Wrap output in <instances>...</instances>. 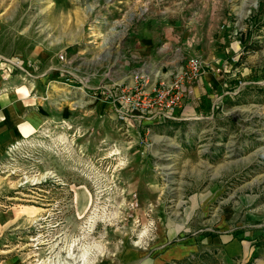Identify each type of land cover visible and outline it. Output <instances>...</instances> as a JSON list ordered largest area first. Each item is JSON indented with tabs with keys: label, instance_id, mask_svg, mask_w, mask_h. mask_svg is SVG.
I'll use <instances>...</instances> for the list:
<instances>
[{
	"label": "rangeland",
	"instance_id": "374dc122",
	"mask_svg": "<svg viewBox=\"0 0 264 264\" xmlns=\"http://www.w3.org/2000/svg\"><path fill=\"white\" fill-rule=\"evenodd\" d=\"M169 25L219 84L187 123H173L183 106L118 121L103 86L128 83L112 75L129 76L138 30ZM0 74L37 121L0 147V264H123L184 244L197 251L164 264H264V0H0Z\"/></svg>",
	"mask_w": 264,
	"mask_h": 264
},
{
	"label": "crops",
	"instance_id": "0c3cea01",
	"mask_svg": "<svg viewBox=\"0 0 264 264\" xmlns=\"http://www.w3.org/2000/svg\"><path fill=\"white\" fill-rule=\"evenodd\" d=\"M186 31H190V28H187ZM136 39V40H135ZM134 39V49L135 54L132 56L133 67L129 69L127 63V69L130 73L129 76L122 77L120 73H114L112 77L114 79H121L126 81L121 82H132V76L139 73H145L153 76L156 71H170L176 68L182 58L184 49L190 45L188 42L189 36L186 33L179 31V27L175 26H166L161 31L152 30L150 36H145L143 27L137 31ZM188 42L185 47L184 43ZM161 59H154V57ZM211 81L205 79H200L193 86V93L188 96L184 108L181 111V118L174 121V124L177 123H187L190 117H192L191 110L194 106H198V102L195 101L197 96L204 94L207 90L213 88V84H219L217 75L213 73L207 74L204 78L210 77ZM126 78V79H125ZM22 83L17 76L13 78H4L0 74V147L12 146V144L25 141L28 135H31L34 130L37 128V121L29 118L24 119V111L20 105L21 97L18 90ZM180 113V112H179ZM3 149H6V148ZM139 245V243H137ZM197 251L195 245H180L175 248L166 250L160 254L154 255L151 259H133V257H125L123 264H164L170 260H180L186 258L191 252ZM67 252V248L65 250ZM67 254V253H66ZM69 256V255H68ZM81 256L70 257L73 259V262L67 264H83L81 261ZM89 259V258H88ZM137 260V261H136ZM94 262V261H93ZM92 262V263H93ZM50 263V261H49ZM91 263V264H92ZM46 264V262H42ZM48 264V263H47ZM57 264V263H54ZM59 264H65L60 261Z\"/></svg>",
	"mask_w": 264,
	"mask_h": 264
},
{
	"label": "built area",
	"instance_id": "2783aa9c",
	"mask_svg": "<svg viewBox=\"0 0 264 264\" xmlns=\"http://www.w3.org/2000/svg\"><path fill=\"white\" fill-rule=\"evenodd\" d=\"M12 65L19 64L15 61ZM203 74L204 66L196 58L184 59L176 68L156 71L152 77L139 73L132 76V82H110L103 86L102 97L114 107L118 121L134 118L149 123L169 122Z\"/></svg>",
	"mask_w": 264,
	"mask_h": 264
},
{
	"label": "bare ground",
	"instance_id": "6f19581e",
	"mask_svg": "<svg viewBox=\"0 0 264 264\" xmlns=\"http://www.w3.org/2000/svg\"><path fill=\"white\" fill-rule=\"evenodd\" d=\"M72 245H73V244H71V247H70V248H72ZM81 261H82L83 264H87V263H88V262H86V255H84V256L81 257ZM80 264H81V263H80ZM89 264H90V263H89Z\"/></svg>",
	"mask_w": 264,
	"mask_h": 264
},
{
	"label": "trees",
	"instance_id": "16d2710c",
	"mask_svg": "<svg viewBox=\"0 0 264 264\" xmlns=\"http://www.w3.org/2000/svg\"><path fill=\"white\" fill-rule=\"evenodd\" d=\"M264 242V241H263ZM262 248H264V243H263V245H262Z\"/></svg>",
	"mask_w": 264,
	"mask_h": 264
},
{
	"label": "clouds",
	"instance_id": "9594fccd",
	"mask_svg": "<svg viewBox=\"0 0 264 264\" xmlns=\"http://www.w3.org/2000/svg\"><path fill=\"white\" fill-rule=\"evenodd\" d=\"M147 231V230H146Z\"/></svg>",
	"mask_w": 264,
	"mask_h": 264
}]
</instances>
